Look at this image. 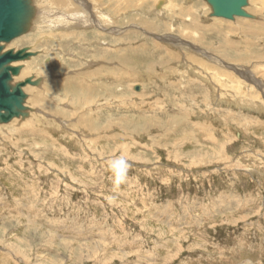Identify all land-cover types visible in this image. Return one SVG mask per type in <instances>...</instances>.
<instances>
[{
	"label": "rangeland",
	"instance_id": "rangeland-1",
	"mask_svg": "<svg viewBox=\"0 0 264 264\" xmlns=\"http://www.w3.org/2000/svg\"><path fill=\"white\" fill-rule=\"evenodd\" d=\"M123 1L31 0L3 48L39 84L0 123V264H264V0Z\"/></svg>",
	"mask_w": 264,
	"mask_h": 264
},
{
	"label": "water",
	"instance_id": "water-1",
	"mask_svg": "<svg viewBox=\"0 0 264 264\" xmlns=\"http://www.w3.org/2000/svg\"><path fill=\"white\" fill-rule=\"evenodd\" d=\"M211 16L233 20L235 17L253 16L244 7L248 0H205ZM31 0H0V123H7L12 118L24 117L27 97L23 90L26 85H38L39 80L25 77L12 85L13 76L17 75L21 65L12 63L23 61L35 55L27 47L13 50L4 49L5 44L26 32L32 16ZM137 89V88H136Z\"/></svg>",
	"mask_w": 264,
	"mask_h": 264
},
{
	"label": "clouds",
	"instance_id": "clouds-1",
	"mask_svg": "<svg viewBox=\"0 0 264 264\" xmlns=\"http://www.w3.org/2000/svg\"><path fill=\"white\" fill-rule=\"evenodd\" d=\"M130 167L131 164L128 158L123 155L115 156L107 164V169L112 173L117 187L126 181Z\"/></svg>",
	"mask_w": 264,
	"mask_h": 264
},
{
	"label": "bare ground",
	"instance_id": "bare-ground-1",
	"mask_svg": "<svg viewBox=\"0 0 264 264\" xmlns=\"http://www.w3.org/2000/svg\"><path fill=\"white\" fill-rule=\"evenodd\" d=\"M56 1H60V0H54V2H56ZM61 1L63 2V0H61ZM130 1H131V0H124L122 4H120V3L117 2V5H116V3L110 2V3H109L110 5H108V8H109L112 12H115L114 10H116L117 7H119V6H123V7H127V8H128V7L131 6V4L129 3ZM160 3H161V2H160ZM160 3H159V4H160ZM163 3H164V2H163ZM71 4H72V3H71ZM157 4H158V2H157ZM71 6H73V5H71ZM97 7L100 8V5L98 4ZM159 7H160V6H159ZM60 8H61V7H60ZM75 8H76V6L73 7V9H75ZM77 9H78V8H77ZM93 10H94V8H93ZM116 11H118V10H116ZM84 13H85V12H83V13H75V12H72V15H75V14H76V15H82V14H84ZM90 13H91V12L87 11V15L90 14ZM98 14H99L100 16H102L101 13H98ZM98 14H97V15H98ZM62 15H64V14L62 13L61 16H62ZM76 15H75V16H76ZM93 16H94V15H93ZM30 18H31V17H30ZM33 18H34V17H33ZM33 18H32V19H33ZM61 19H62V18H61ZM61 19H60V20H61ZM60 20H59V21H60ZM31 22H32V21H31ZM50 23H51V21H50ZM48 25H50V24H48ZM75 85H76V84H75ZM136 88H137V89H136ZM134 89H135V90H138V87L135 86ZM76 90H77V89H76Z\"/></svg>",
	"mask_w": 264,
	"mask_h": 264
}]
</instances>
